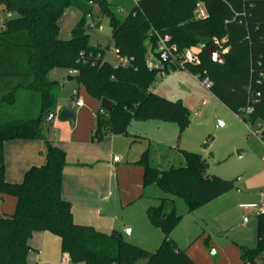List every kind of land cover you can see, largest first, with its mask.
Here are the masks:
<instances>
[{
  "label": "trees",
  "instance_id": "obj_1",
  "mask_svg": "<svg viewBox=\"0 0 264 264\" xmlns=\"http://www.w3.org/2000/svg\"><path fill=\"white\" fill-rule=\"evenodd\" d=\"M88 1L0 0V12L9 13L0 26V194L15 197L13 212L0 216V264H29L28 239L35 231L59 236L60 248L72 263L197 264L170 235L181 217L175 213L173 196H182L191 211L229 189L232 180L210 174L199 152L183 149L184 165L160 169L148 162L144 150L137 160L143 166L144 183L154 180L164 191L156 204L147 207L150 221L163 234L159 246L149 250L123 239L117 231L75 222L70 201L61 195L66 152L43 132L48 112L56 107L54 93L60 84L51 75L57 69L66 73L74 69L75 74L68 75L89 96L113 103L109 112H94L92 137L127 133L134 119L157 118L182 128L189 122L188 108L152 89L157 76L168 71L145 66L148 44H155L157 31L169 35L180 52L197 49L199 61L186 70L207 75L212 94L243 122L261 121L264 137V0H138L122 19L114 14L110 0H93L97 9ZM199 1L207 10L205 18L194 15ZM68 7L77 8L81 18L62 37L60 22ZM88 12L94 26L109 16L110 39L119 55L132 57L128 65L114 68L104 49L89 43ZM213 38L225 39L228 46L222 64L203 51ZM81 52L91 53L93 59H80ZM248 106L252 110L246 113ZM74 116L73 112L70 120ZM7 139L43 140L45 162L29 167L20 181L6 180L3 141ZM263 254L264 213L259 212L257 243L240 246L241 264H264Z\"/></svg>",
  "mask_w": 264,
  "mask_h": 264
},
{
  "label": "rangeland",
  "instance_id": "obj_2",
  "mask_svg": "<svg viewBox=\"0 0 264 264\" xmlns=\"http://www.w3.org/2000/svg\"><path fill=\"white\" fill-rule=\"evenodd\" d=\"M110 1L114 14L122 19L138 0ZM119 7L121 11H118ZM65 10L67 13L73 11L75 16H63L60 22L62 37H67L81 18L77 8L68 7ZM6 18L7 13L0 12V26ZM110 36L109 16L104 15L100 25L89 32V43L100 45L105 56L115 59ZM51 76L60 81L54 93L56 106L68 108L71 93L77 90L84 106L71 108L76 114L75 124L82 130L92 128L93 133L97 121L94 112L101 107L99 100L89 96L76 80H67L64 70L57 69ZM152 89L170 100L181 101L188 108L189 122L181 128L177 122L157 118L134 119L129 128L130 133L136 134L135 137L131 134L117 135L114 143L110 139L99 141L92 137L95 146L83 149L82 156L99 159L87 168L100 181L90 200L100 208L96 210L95 217L98 210L101 212L95 222L104 226V230L112 227L120 231L129 242L149 250L157 248L163 234L150 221L147 207L157 203L164 191L154 180L144 183L143 166L137 160L147 150L148 162L166 169L184 165L183 149L199 152L208 163V172L232 180V185L191 211H188L182 196L174 195L175 213L181 217L170 235L177 247L187 249L186 252L197 264H241L240 246L254 247L257 243L259 203L264 197V144L249 130L256 131L262 122L246 125L186 69L157 76ZM69 121L59 120L58 115L49 121L46 119L43 122L45 136L67 139ZM58 123L67 125L57 126ZM90 135L91 132H88L89 138ZM238 150L246 153L238 155ZM101 153L104 157L98 155ZM109 153L111 157L113 154L122 157L123 165L110 168ZM138 264H145V260H140Z\"/></svg>",
  "mask_w": 264,
  "mask_h": 264
},
{
  "label": "crops",
  "instance_id": "obj_3",
  "mask_svg": "<svg viewBox=\"0 0 264 264\" xmlns=\"http://www.w3.org/2000/svg\"><path fill=\"white\" fill-rule=\"evenodd\" d=\"M66 79L72 80L73 78L67 74ZM83 106L76 108L79 109ZM75 116L74 120H70L71 122L69 121L70 128L68 130L67 139L62 137L61 139L49 138L55 142H58L59 145L65 150L66 159L68 161L62 171L61 195L65 199L70 201L72 205V216L75 222L92 225L96 229L104 232L117 231L120 233V231L115 230L112 227L108 230H106L105 228L104 230V226L102 227L101 224L95 222V218L98 217V214L100 216L101 212L100 210H98V213L95 217L96 210L100 208H98L99 206L91 203L90 200L93 199V197L91 198V196L93 194V191L95 192V188L100 183V181L98 180V177L95 174L91 173L87 168H89L92 164H94V162L98 161L99 159H90L88 157L82 156L84 155L83 149L87 148V146L93 147L95 145L92 138V128H88V131L82 130L78 124H75ZM64 124L65 125H63V123H58L57 126L63 125L64 127H66L67 124ZM88 132H91L90 138L88 137ZM127 134H131L134 137L136 135L135 133H130L129 127L127 133L117 135L126 136ZM117 135L106 133L104 134V136H102V138L99 139V141L102 139H110L111 143H114L115 136ZM45 150V143L41 139L4 140L3 154L5 179L9 181H20L23 177L24 172L29 167L33 165H41L45 162ZM244 153L246 152L244 151ZM91 154L95 155L94 153ZM110 154L111 153L107 155V157H109L108 163L110 168L115 169L123 165L122 157L119 156V161H113L112 157L116 154H113L112 157ZM98 155L104 157L102 153ZM126 160L128 161V159ZM84 168L86 169V171L84 170ZM14 207V196L9 194H0V216L12 213ZM121 236L123 239H125L122 234ZM28 242L31 246V249L28 251L26 256L29 264H76L72 263L68 257L66 260L64 259L65 252H62L60 248L59 236L49 231L33 232L28 239Z\"/></svg>",
  "mask_w": 264,
  "mask_h": 264
},
{
  "label": "built area",
  "instance_id": "obj_4",
  "mask_svg": "<svg viewBox=\"0 0 264 264\" xmlns=\"http://www.w3.org/2000/svg\"><path fill=\"white\" fill-rule=\"evenodd\" d=\"M88 3L92 5L94 9L98 8V4L96 1L89 0ZM118 11H121L120 7L118 8ZM7 15L9 16V13H7ZM65 15L75 16L73 11L67 13V11L64 10V12L62 13V18ZM194 15L196 18H205L207 16V10L201 1L196 3L194 9ZM86 17L87 19L85 25L87 28L92 29L94 27V23L93 20L91 19V13L88 12L86 14ZM154 35H155V44L151 42L148 44V51L145 59V66L148 70H156L162 73H165L166 71L171 72L177 69H187L188 64L197 63L199 61L198 55L196 53L197 49L189 48L184 50L183 52H180L176 44L171 42L169 35L167 34L161 35L157 31H154ZM224 42L225 39L219 40L213 38V44L222 53L226 52L228 49V46L225 45ZM112 53L116 56L115 59H112L110 56H105V57L113 63L114 68L118 66H126L130 63L132 59V57L119 55L118 49L114 46ZM92 57L93 56L91 53L89 54H85L84 52L80 53V59L90 60L93 59ZM75 72L76 70L74 69L67 70V74L69 75H73L75 74ZM194 75L204 87L209 88L212 85V81L207 75L201 76L200 73H196ZM69 104L70 106L68 108L70 109L73 107H81L84 105L83 98L79 95L77 90L72 91ZM61 108H63V106H56L54 110L49 111L47 114V119L50 120L54 118L56 115H58ZM251 110L252 107L248 106L246 107L245 112L248 113L251 112ZM98 112L104 113L105 110L103 108H100ZM246 125L250 126L251 124L246 123ZM249 130L255 133L264 144V137L260 134V127L256 131H252L251 128ZM112 159L113 161H119L120 157L118 155H114ZM259 211L264 213V197L259 203ZM67 257L68 255L67 253H65L64 259L66 260ZM261 261L264 263V257L261 258Z\"/></svg>",
  "mask_w": 264,
  "mask_h": 264
},
{
  "label": "water",
  "instance_id": "obj_5",
  "mask_svg": "<svg viewBox=\"0 0 264 264\" xmlns=\"http://www.w3.org/2000/svg\"><path fill=\"white\" fill-rule=\"evenodd\" d=\"M204 53L206 56L211 59L214 62L217 63H223L224 62V55L221 51L218 50V48L214 44H210L209 46L204 48ZM100 106L103 108L106 112H109L113 108V103H111L106 98H102L100 100ZM73 115V111L70 108L63 107L60 109L58 113L59 120H65L71 118ZM244 153L243 150H238L237 154L242 155Z\"/></svg>",
  "mask_w": 264,
  "mask_h": 264
}]
</instances>
